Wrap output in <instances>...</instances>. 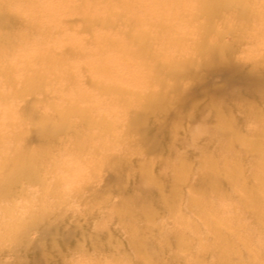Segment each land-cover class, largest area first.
<instances>
[{
  "label": "bare ground",
  "instance_id": "6f19581e",
  "mask_svg": "<svg viewBox=\"0 0 264 264\" xmlns=\"http://www.w3.org/2000/svg\"><path fill=\"white\" fill-rule=\"evenodd\" d=\"M36 1L38 0H25L27 3ZM60 1L65 2L66 5L63 11L82 13L86 19L92 15L98 22L100 28L95 34V42L93 40L91 42L74 41L72 36V43H69L70 49L79 50V47H82L88 48V52L71 50L69 54L54 57L51 55L52 50L49 46L51 37L49 38L47 32L40 28H34V32L26 33V37L18 31L3 32L2 28L9 23L2 15L6 8L0 6V57H2L0 59L2 61L13 58L17 54V46L28 50L36 43L45 44L44 47H39L23 59L22 65H17L16 73L21 77L17 79L21 81V84L7 97L12 120L8 144L5 147L0 143V155L4 159H11V166L3 164L4 167L1 168L3 171L0 172L7 174L8 180L0 184V187L8 184L10 191L7 196L0 193V240L12 243L19 238L21 243L27 246L24 241L26 227L44 225L42 231L51 242L38 248L43 255L47 253L48 246L52 248L60 240L65 241L63 243H69L68 241L72 243L85 235V228L66 223L64 218L55 217L51 207L55 202L61 203L59 200L56 201V192L61 188L66 176L51 173H54L62 161L64 162V157H70L72 161L87 155L95 162L98 156L97 144L105 148V154L99 157V165L108 158L109 152L119 148L116 146V138L114 137V140L111 135L114 126L112 118L118 109L126 112L127 108L131 107L132 101L123 100L116 95H108L110 91H116L112 79L117 67H123L129 77L138 73L143 75V79L135 83H139L145 93L137 96L133 101L142 114L140 117L129 116L124 132V135H128L133 133L135 127L146 121L144 118H154L153 113L156 109L163 111L165 91L159 90L158 85L153 82L162 80L165 86L175 84L181 72H184L183 66L187 63L189 49L186 47V42L195 43V52H201V56L207 53L203 57L204 62H217L212 59L209 52L211 47L206 45L202 36L204 37V30L212 25L214 19L220 17V13L230 10L240 22L252 18L254 25L250 33L252 42L257 46L260 44L261 33H264V19L258 7L260 0H223L226 5L246 4L257 7L232 6L218 10L190 9L182 6L189 2L199 3V0H141L140 9L143 10L141 14H146L143 18L126 4V0ZM115 4H119L124 13L115 12ZM54 8L48 7L50 10ZM31 10L45 23L58 22L56 16H39L38 7ZM128 12L132 14L128 16ZM200 18L203 22L199 21ZM119 22L123 25V29L116 31L115 26ZM90 23L82 25L81 30L87 28L89 30ZM241 26L245 28L244 24ZM35 36H38L37 39ZM16 38L17 43L12 44L10 40H16ZM66 40L68 39H62L63 44ZM162 51L172 58L173 66L168 71H159L153 75L150 73L149 65L154 60L157 61L156 56L162 54ZM175 53L181 55L177 58L173 55ZM84 57L89 62L88 69L95 75L96 82L100 81V86L98 88L99 84H96L85 89L78 86L70 89V84L73 82L69 81L73 74L71 67L75 62L85 59ZM101 68L107 70L103 74V79H101ZM30 72L39 77H48L52 73L51 79H55L59 86L50 83L49 87L67 94L66 102L87 101L76 109V115L80 118L78 126L81 127L82 132L73 129L74 125L70 117L61 120L58 126L37 125L36 120L40 114L33 113L30 117L22 118L14 113L15 101L28 93L25 85L35 86L38 83L37 80L34 82L28 79ZM110 73H112L111 77ZM6 75L15 82L16 77L11 76L12 72L6 70ZM250 83L253 86L256 85V89H244V99L236 103L246 108L248 111L246 118L239 121L235 118L234 112L225 107V103H211L208 111L209 117L213 118L211 123L214 125L210 126L208 121H202L203 125L190 132L192 150L187 154L177 153L174 145H167L172 158L165 164L168 177L154 175L150 171L152 170L150 162L140 165L138 175L142 181L146 180V183L141 185L136 193L135 199L140 202L137 218L132 217L130 203L126 202L113 208L109 216L105 215L117 222L126 233L131 247L136 252V257L140 259V261L135 260L140 264L143 259L142 254L146 252L155 251L161 256L163 254L171 256L175 254L173 251L181 250L185 246L190 249L189 264H228V262L264 264V170H255L250 167L254 159L264 158V126L261 125L259 116V103L261 96L264 95V69L255 72ZM154 85H156L155 88ZM2 86L0 83V87ZM150 87L156 89L153 102L144 104L142 99ZM92 96H96L97 99L90 100ZM65 104H49V107L63 112ZM14 122H26L27 127L21 129V124L15 127ZM68 129L72 130L73 139L67 140L66 137L60 139L59 134ZM26 130H33L38 135L42 133L39 147L34 152H30L26 144L22 143ZM53 136H56L55 142L52 139ZM150 138L153 141L156 137L150 133ZM84 145L87 146V153L82 149ZM152 145L154 148L159 147L157 142H152ZM5 152L10 154L8 158L3 155ZM46 155L48 159L37 164V160ZM39 167L48 172L49 177L38 175ZM111 167L120 171L129 168L125 158L123 160L115 158L111 162ZM202 176H208L211 180L203 181ZM23 181L30 185L35 183L38 187L36 194L28 189L25 191L21 185ZM184 186H189L191 194L183 205ZM13 187L15 188L11 190ZM11 194L21 198L14 200L10 197ZM41 194H46L44 199ZM159 210H166L173 221V229L165 231L164 235L156 234L157 229L161 227L160 224L157 226ZM189 213L197 217L205 229L199 227L188 215ZM105 226L99 223L98 227L94 228L95 234L88 239L110 247L115 245V249L121 250L122 247ZM201 228L205 230L203 233ZM186 231L190 233V236H194L193 240L185 236ZM194 241H196L195 244ZM42 260L41 256L27 261L21 260L17 264H45ZM151 263V260H146L142 264ZM157 264H165V261L160 260Z\"/></svg>",
  "mask_w": 264,
  "mask_h": 264
},
{
  "label": "rangeland",
  "instance_id": "374dc122",
  "mask_svg": "<svg viewBox=\"0 0 264 264\" xmlns=\"http://www.w3.org/2000/svg\"><path fill=\"white\" fill-rule=\"evenodd\" d=\"M125 2L130 5V8L133 9L134 12L137 11L136 14H141V12H143V10L140 9L142 6L141 0H133L131 2L126 0ZM34 4L40 5V7H38L40 11L37 13L39 16H56L58 22L45 23L39 17L35 16L36 13H34L33 10L11 12L6 8L4 14L2 15L8 20L9 24L4 26L2 31H18L19 34L26 37V33L34 32V28H40L47 32L49 38L51 37L49 46L52 50L51 55L54 57H60L66 53L69 54L70 51L73 50L70 49L69 46V43H72V36H74V41L80 40L81 42H91L93 40V42H95V34L98 32L100 27L98 22L94 19V16L90 15L88 16L89 18L87 17L86 19V17H83L84 15L82 13L63 11V8L66 5L65 2L60 0H38L34 2ZM115 5V12L124 13V11L122 12L123 9L119 4V6L117 4ZM52 6L55 8L51 10L48 9V7ZM50 12L52 14H48ZM127 14L129 16V14L132 13L128 12ZM220 14V17L215 18L212 25L204 30V37H207V39L203 36L202 38L206 41L205 43H207V46H216L220 49H235L233 55L217 62H204L205 59H203V57L207 53L201 56V52H195V43H191L192 41L186 42V47L189 49V52L186 57V66H183L184 72H181L178 79H176L175 84H167L164 87L165 99L163 111L160 112L156 109L153 113L154 118H144L146 121L135 127L133 133L131 132L128 135H124L125 129L127 128V119L129 116L140 117L142 114V111L133 101L137 96L145 93L144 88L140 86L139 83H135L136 81L142 80L143 75H139L138 73L137 75L135 74L134 76H131V78L128 76L129 74L123 67H117V71L113 72L114 75L112 83L114 84V89L116 91H110L108 95H116L123 100L127 99L132 102L131 107L127 108L126 112L118 109L115 113L116 115H113L112 120L114 121V128L112 127L111 135L113 136V139L114 137L116 138V140H114L116 141V146L119 148H115L109 152L108 158L97 167V174L92 184L93 188L99 187L104 189V191L100 194V199L103 200V203H100V199L90 201L87 198H82L83 193H80L67 203L61 202L58 204L54 201L55 203L53 207H51V209L54 210L55 217L64 218L66 223L86 229L84 237L77 236V238H90V236L95 234L94 228L98 227L99 223L104 226L106 225L107 227H105L113 235L120 247H122L121 250H123V252L126 253L130 259H138L136 257V252L129 243L126 233L122 231V228L117 224V222H115L111 217L106 216H109L113 208L119 207L124 202L130 203L133 218H137V216H139L137 211L140 208V202L135 199V197L141 185L146 183V180L142 181L138 175L140 165L142 163L150 162L152 166V170L150 171L154 175L168 177V170H166L165 164L172 158L167 145H174L177 153L187 154L190 150H192L190 148V141H192V139H190V132L196 130L198 126L203 125L204 123L202 124V121H208L210 124H206L210 126L214 125L211 123L213 118L209 117L208 111V106L211 103H225V107L234 112L235 118L239 121L248 116L246 108L244 106H238L236 103L237 101L244 99V89H256V85L253 86L250 82H252L253 74H255V72H259L264 69V55L260 53V47L252 42L253 38L250 33L251 28L254 25V20H252V18H249L247 21L242 20V22H240L236 16H233L232 11L230 10L223 11ZM126 15L124 16L125 18L127 17ZM145 15L146 14L142 13L140 17L143 18ZM88 19L93 20L90 21ZM202 20V18L199 19V21L203 22ZM87 22H91L89 30L88 28L86 30H81L82 25ZM241 24H244L245 28H242ZM115 29L116 31L118 29H123L121 22L116 24ZM213 35H218L219 38L213 41ZM35 37L37 39L38 36ZM65 38L68 40L64 41L63 44L62 39ZM17 40L18 39L16 38V40L11 39L10 41L12 44H16L17 42L15 41ZM44 46L45 44L41 45L36 43L33 48L28 50L22 46H19V48L17 46V54L11 59H6L8 66L7 71L12 72L11 76L16 77L15 84L17 86L21 84V81L17 79H21V77L16 73L17 70L15 68H17V65H22L23 59L31 55L39 47L41 48ZM79 50L73 51L88 52V48L79 47ZM156 58L157 61L154 60L149 65L151 68L150 73L153 75H156L159 71H168L173 66V62L171 61L172 58L169 56L158 54ZM4 61L5 60L2 61L0 59V65H2ZM88 63V60L85 58L79 60L78 63L75 62L73 64L71 67V73L73 74L70 76L69 80L73 82L70 84V89L75 88L76 86L85 89L93 87L96 84H99V88L100 81L96 82L95 75L88 69ZM78 72H80V74H78ZM75 73H77V75H75ZM111 76L112 73H110V77ZM52 77V73L49 74L48 77H39L30 72L28 79L34 80V82L37 80L38 83H41H37L35 86L25 85L28 93L25 94L23 98H20V100L15 101L16 105L14 113L22 118L30 117L33 113L41 114L44 108H52L49 107V104H65V97H67V94L60 92L56 88L50 89L49 87L50 83L59 86V83L56 82L55 79H51ZM69 81L67 80L68 83ZM155 86L156 85L153 87L155 88ZM89 99H97V97L92 96ZM198 103H200L199 106L195 107ZM103 114L107 115L106 113ZM70 119L71 123L74 125L73 129L78 132H82L81 127L78 126L80 118L70 117ZM14 123L15 127H18V125L21 124V129L27 127L26 122ZM174 128H177V130H174ZM25 132L26 134L23 137L22 143L26 144L30 152H34L39 147L42 133L38 135L33 130H26ZM71 133V131L60 133L59 138L64 139L66 137L67 140H71L73 139ZM150 133L156 137L153 141L150 138ZM152 142H157L159 147L154 148ZM129 145L131 146L130 151L126 150ZM9 155L10 154L8 153L7 158ZM119 156H123V158H125L128 162L129 168L127 170L120 171L111 167L112 160ZM4 160L6 159L0 155V171H3L1 168L4 167ZM252 163L253 165H250L251 169L264 170V158L259 160L254 159ZM81 164L82 159L71 161L70 157H64V162L62 161L55 169L54 173L51 174L65 175L66 178L64 179V183L61 185V188L71 192L81 176L82 170H78L77 168H81ZM37 170L38 175L49 177V173L43 171L42 168L39 167ZM167 177L163 178L165 179ZM7 180V174L0 172V184L5 183ZM202 180L210 181L211 178L208 176H202ZM121 183H123V185H121ZM21 185L24 187L25 191L28 189L29 191H32L33 194H36L38 187L35 183L30 185L23 181ZM14 188L15 187L11 190ZM190 194L191 189L189 186H184L182 191L183 205L188 201L187 198ZM45 195L41 194L43 199ZM10 197L14 200H19L21 198L16 197L13 194H11ZM56 201H58V199H56ZM101 208L103 211H101ZM188 215L191 219L195 220V223L199 225V227H203L199 223L197 217H195L192 213H189ZM158 224L161 225V227L157 229L156 234L158 235H164L166 234L164 233L165 231L173 229V221L168 216L166 210H159L157 226ZM43 226L39 224L26 227L24 231V241L27 243V246L23 245L19 238V240L16 239L12 243L0 240V264H17L18 262H21V260L26 259L27 261L41 256L43 259L42 261L45 262L46 255L51 248L48 246L47 253L45 255L40 253L38 248L40 249L41 246H45L50 243L51 240H49L50 238L43 233ZM203 228L205 229V227ZM203 228H201V233L205 231ZM185 236H187L190 240H193L194 238V236H190L188 231H186ZM203 236H205V234H203ZM63 242L65 241L60 240L56 246H64L71 243L70 241H68L69 243ZM195 242L196 241L193 243L195 244ZM111 247L115 249V245H111ZM192 250L194 251L195 248ZM173 252H175V254L171 256L168 254H163L161 256L155 251L153 253L146 252L142 254L143 259L141 260V264L146 260H151V264H157L160 260H164L165 264L190 263L191 254L188 247L185 246L181 248V250H175ZM138 260L140 261V259ZM228 264H233V262H228Z\"/></svg>",
  "mask_w": 264,
  "mask_h": 264
},
{
  "label": "clouds",
  "instance_id": "9594fccd",
  "mask_svg": "<svg viewBox=\"0 0 264 264\" xmlns=\"http://www.w3.org/2000/svg\"><path fill=\"white\" fill-rule=\"evenodd\" d=\"M0 6L7 8L11 12H23L25 10L35 9L40 7V5L34 3H27L25 0H0ZM183 7L190 9H221L224 7H257L256 5H246V4H237V5H226L223 0H199V3L189 2ZM262 19H264V0H260L258 5ZM219 38L218 35H213L212 40L215 41ZM207 39V37H205ZM260 53L264 55V33L260 35ZM235 49L224 48L220 49L219 47L213 46L209 49L210 55L213 60L220 61L224 58L231 57ZM162 55L168 56V53L162 51ZM174 57H179L180 53L173 54ZM7 61L5 60L2 65H0V143L5 147L8 144L9 128L12 120L11 108L7 103V97L10 92L16 90L18 87L14 81H11L7 75ZM106 69L101 68L100 72L102 73L101 79H103V74L106 73ZM158 85L159 90H163L165 87L164 81L156 80L153 82ZM156 89L150 87L146 95L142 99V103L150 104L153 102ZM87 101L81 100L69 101L66 102L63 112H58L56 108H44L36 120L37 125L41 124H52L58 126L59 122L63 119L76 116V109L79 106L86 104ZM259 116L261 125L264 126V95L261 96V101L259 103ZM68 131H72L69 129ZM55 142L56 136L52 137ZM82 149L85 153L88 152L87 146H82ZM126 150H131V146H127ZM96 152L98 154L96 161L93 162L87 155L82 158L81 164V176L77 184L74 185L71 192L60 188L56 192V198L64 203L74 199L80 193H83L82 198H87L90 201L100 199V194L104 191L103 188H93L92 184L94 178L97 174V167L99 166V157H102L105 154V148L103 145H96ZM5 157L8 156L7 152L3 154ZM123 160V156L115 157ZM48 156H44L41 159L37 160V164H40L42 160H47ZM5 166H11V159L8 158L3 161ZM10 191V186L4 184L0 187V193L7 196ZM100 203H103V200L100 199ZM99 206V205H97ZM39 210V209H37ZM101 211L103 209L101 208ZM45 264H139L138 261L130 259L126 253L120 250L113 249L110 246L102 245L90 240L86 237L85 239H77L75 242L69 243L64 246H53L51 250L47 253L45 258Z\"/></svg>",
  "mask_w": 264,
  "mask_h": 264
}]
</instances>
